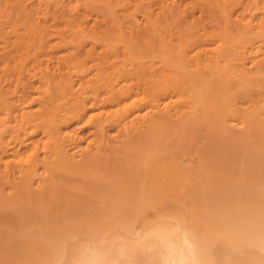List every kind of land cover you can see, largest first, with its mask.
Listing matches in <instances>:
<instances>
[{
  "label": "bare ground",
  "instance_id": "1",
  "mask_svg": "<svg viewBox=\"0 0 264 264\" xmlns=\"http://www.w3.org/2000/svg\"><path fill=\"white\" fill-rule=\"evenodd\" d=\"M195 116L264 119V0H0V264H264V194L163 144ZM86 179L113 206L68 223Z\"/></svg>",
  "mask_w": 264,
  "mask_h": 264
},
{
  "label": "rangeland",
  "instance_id": "2",
  "mask_svg": "<svg viewBox=\"0 0 264 264\" xmlns=\"http://www.w3.org/2000/svg\"><path fill=\"white\" fill-rule=\"evenodd\" d=\"M216 109H215V111H216ZM219 113H220V115H216V116L222 117L221 116L222 113L221 112H219ZM261 120L263 121L264 119H261ZM262 121H258L257 124H256V126H253V127L251 126L252 127V131H251V128L250 127H248V128H242L244 126H241V127L240 126L239 127L238 126H233L234 127L233 129H232V126H230V127L227 126V128L229 127L227 129L226 126H222L221 124L220 125L218 124V119L216 120L217 123L216 122L210 123V122H207L204 119L200 118L199 116H195L194 118H191L188 121L189 122V125L187 126L186 131L184 129V132L183 133H181V131H182L181 129H180L181 131H179L180 133L177 130H175V129H177V127L175 126V129L174 128L172 129V132L175 130L173 132V133H175L174 136H172L173 134H171V136L170 135H167L166 136V139L163 141V144H164V142L166 143L168 141L167 144L170 147H173V144H171V143H173L172 142L173 140L176 141V143L174 142L173 149H171L172 150V153H173V150H174V153H175V151H177V153H178V151L179 152H182L180 154V156L177 158L178 159V163L181 165V168H184L186 170L188 169L187 171H196L197 170V167L196 166L201 165V164H204L205 167L207 165L211 167V170L209 172H211L212 176L210 177V179H211V181L214 184L213 187L215 188V186H216V188L213 191H211V194H213L215 197H220V195L221 196L224 195L225 194L224 190L227 189V187H228V189H231V186H232V190L234 189L233 191H235V192H237L238 190L239 191L237 193H235L234 195L229 194L231 197L234 196V198H235V196H237V198H239L240 195H241V192H240V190H241L242 193H246V195H247L248 198H253V196H251L250 192L252 193V192L255 191L254 193L260 192L259 194H264V188H263L264 187V161L262 160V159H264V155H262L264 153H262V152L260 153V147L262 148L261 150L264 152V150H263V146H264L263 143L264 142H262V141H264V134H262V132L264 133V126H263L264 125V121L263 122ZM258 123H260V125H258ZM254 128L257 129V130L255 129L257 132L255 131L253 133V136H252V132L254 131ZM166 129L169 130L168 127ZM178 129H179V127H178ZM261 129H262V132H261ZM163 130L164 131H162V133L165 132V128ZM115 131H116V129H111V130L109 129L108 130V132L110 133L109 134V137H111V140H113V139H115V136H118V138L120 137L119 139L121 140V136L122 135L120 136V134L122 132L120 133L118 130H117L118 132H115ZM170 131H168V134H169ZM215 131H217V132L215 134H213ZM228 131H230V132H228ZM208 132H213L212 133L213 135L212 134H209ZM118 133H119V135H118ZM207 133H208V135H210V138L212 136L215 137L216 135H217V137L214 138L215 140L212 139V138L210 139L209 136H205V135H207ZM163 134H165V133H163ZM176 134H178V137H176ZM195 134H196V136H195ZM112 135L113 136L115 135V136L113 137ZM179 135H180V138H179ZM183 135H185L184 137H188L187 140L183 137ZM192 136H193V138H192ZM112 137H113V139H112ZM231 137H232V139H231ZM255 137H257V138L255 139ZM118 138H116V139H118ZM207 138H209L208 140L211 141V143H210L211 144V148L208 151L207 150H203L204 148L202 146L203 144H205V145L209 144ZM195 139H196V141H195ZM162 140H163V137H162ZM183 140L185 142H183ZM113 141H116V140H113ZM206 142H207V144H206ZM114 143L118 147H115V146L113 147L112 145ZM118 143H119L118 141L112 142V145L110 146V144H111L110 143L109 144V147L112 148V150L113 149H116V148L119 149V144ZM178 143L181 144V145H179ZM185 143H187L188 145L187 144L185 145ZM167 144H164V145H167ZM185 146H186V148H185ZM208 146H210V145H208ZM208 146H207V149H208ZM170 147H169V150H170ZM181 147L184 150H182ZM201 147L203 148L201 151H203L204 154L205 153L206 154H209L207 152L211 151L210 152V156L208 155L209 157L206 158L207 155L205 154L206 156H204V154L200 151V149H198V148H201ZM110 151H106L107 154L105 153V155H103L105 157H102L103 160L101 161V163L104 162V161H106L105 164L107 163L109 166H110V164L112 165V163L116 159H119V156H122V154H120L119 151H116L115 152L113 150L112 153L109 154L108 152H110ZM123 152H124V150H123ZM196 152H197V154H196ZM199 152H200V155L198 154ZM121 153H122V151H121ZM167 153H169V152L167 151ZM177 153H175V154H177ZM199 156H201V157H199ZM260 156L263 157V158H260ZM255 157H256V159H255ZM205 159H208V160L206 161ZM198 162H199V164H198ZM238 163H240V165ZM184 165L187 166V167L185 168ZM99 166H100L99 172L100 171H103V169H104L103 164H102V167H101V164H99ZM105 166H106V168L108 167L107 169L110 168L107 165H105ZM189 167H190V170H189ZM193 167H194V169H193ZM195 167H196V169H195ZM104 171L100 175H102L103 173L109 172L107 170H106V172H104ZM214 172H216V174ZM246 174L249 175V177ZM213 175H214L215 178H213ZM243 175H245V177ZM254 175H256V177ZM196 176L197 175H195V178H196ZM243 177H244V179H243ZM257 178H259V179H257ZM247 179H248V181H249L250 184H248ZM223 180H226V181H223ZM256 181H258V182H256ZM261 181H263L262 184H261ZM214 182H217L218 185L216 183H214ZM224 182H225V184H223ZM227 182H228V184L226 185ZM244 182L246 183V185H245ZM91 183L93 184V186H92ZM98 183L95 180H93V181L91 180L90 181V179H86L85 183H83L82 186H80L78 188H75L76 190L73 188V190H72V200L70 201V203H71L72 206L70 208V212L68 213V217L69 218H67L68 219V223L69 222L72 223V221H74L73 223H75V222H79L81 220L82 221H84V220L87 221L90 218L93 221L96 220V219L99 220L102 217L104 218V216L107 215L106 214V213H108L107 210L110 207L113 206V203L110 202L112 200V197L111 196H113L112 195L113 192H112V190H109V188H105L103 186L101 180H99ZM95 184H97V185H95ZM221 184H222V186L224 185L223 188L220 187ZM100 185H101V189H100ZM228 185H230V186H228ZM248 185L250 186V188H249ZM259 185H260V187H259ZM235 186H236V188H235ZM244 186H245V188H244ZM237 187H238V189H237ZM239 187H240V189H239ZM217 188L218 189H221V188L224 189L223 190L224 193L222 192V189H221L220 190L221 191V194H219L220 192L218 191ZM246 188L247 189H250V190H247V192H246ZM243 189H244V191H243ZM259 189H261V190H259ZM215 191L218 192V195L219 196H217V194L213 193ZM102 192L104 193V196H103V193ZM73 193H74V195H73ZM248 194H250V196ZM105 195L107 196L108 201L106 200L107 198H106ZM226 195L228 196V194H225L224 196H226ZM252 195H255V194L252 193ZM102 197L103 198L105 197L106 199L104 198L105 199L104 200ZM101 198H102V200H101ZM108 204L109 205L111 204V206H109ZM106 206H107V209L105 208ZM96 209H97V211H96ZM93 210L95 211V213H94ZM103 210H104V213H103L104 215L102 214ZM96 213H98V214H96ZM100 213L102 214V216H101ZM95 215H97V216H95ZM72 217L74 218L73 220H71Z\"/></svg>",
  "mask_w": 264,
  "mask_h": 264
},
{
  "label": "clouds",
  "instance_id": "3",
  "mask_svg": "<svg viewBox=\"0 0 264 264\" xmlns=\"http://www.w3.org/2000/svg\"><path fill=\"white\" fill-rule=\"evenodd\" d=\"M74 264H107L106 257L96 254H79L74 258ZM177 264H198V262L193 261H178Z\"/></svg>",
  "mask_w": 264,
  "mask_h": 264
}]
</instances>
